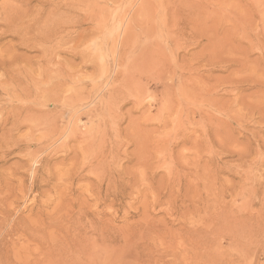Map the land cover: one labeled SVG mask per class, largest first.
I'll use <instances>...</instances> for the list:
<instances>
[{"label":"rangeland","instance_id":"374dc122","mask_svg":"<svg viewBox=\"0 0 264 264\" xmlns=\"http://www.w3.org/2000/svg\"><path fill=\"white\" fill-rule=\"evenodd\" d=\"M0 264H264V0H0Z\"/></svg>","mask_w":264,"mask_h":264}]
</instances>
